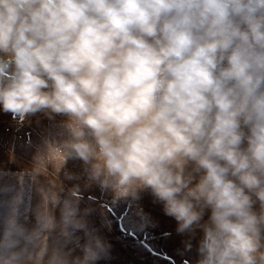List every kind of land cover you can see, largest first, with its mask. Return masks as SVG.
<instances>
[{"label":"clouds","instance_id":"obj_1","mask_svg":"<svg viewBox=\"0 0 264 264\" xmlns=\"http://www.w3.org/2000/svg\"><path fill=\"white\" fill-rule=\"evenodd\" d=\"M0 113L62 117L58 151L150 194L188 264H264V0H0ZM53 204L62 264L104 259L87 210Z\"/></svg>","mask_w":264,"mask_h":264},{"label":"rangeland","instance_id":"obj_2","mask_svg":"<svg viewBox=\"0 0 264 264\" xmlns=\"http://www.w3.org/2000/svg\"><path fill=\"white\" fill-rule=\"evenodd\" d=\"M21 119L0 113V263L53 254L64 257L67 252L63 250H42L44 242L53 245L46 229H62L61 208L53 204L54 197L79 203L82 213L87 210L89 223L99 230L107 247L99 263L169 264L171 259L172 264H188L195 259V248L186 256L178 254L185 237L176 233L175 220L164 215L162 205L154 203L150 194L144 192L138 200L116 198L93 182L86 170L67 167L87 166L58 151L67 139L58 127L62 117L49 120L38 113ZM35 164L65 169L35 170ZM44 234L48 235L42 241L39 238Z\"/></svg>","mask_w":264,"mask_h":264},{"label":"crops","instance_id":"obj_3","mask_svg":"<svg viewBox=\"0 0 264 264\" xmlns=\"http://www.w3.org/2000/svg\"><path fill=\"white\" fill-rule=\"evenodd\" d=\"M40 165H43V166H40ZM36 166L41 167V168H37ZM33 167H36L35 170L39 169L42 171H55V170L65 169L64 166H63V168H62V166L53 167L49 164H46V165L35 164ZM67 167H69V169L74 170V171L85 170L84 168H81L79 166H74V165H68ZM46 231L51 232V236L53 238V245L51 247L50 245H48V243L44 242L45 246L42 248V250H46V248H48L47 250L50 249V250H53L54 252L55 251L61 252L62 250H63L62 252H68L69 249L72 247L71 244L66 245L65 238L62 235V229H56V227H54V228H47ZM46 235H48V234L42 235L39 239L42 241H45ZM34 243L37 244L36 242H34ZM62 260H63V256H60V254H53V256L51 258L11 260V261H5V262L0 263V264H62ZM98 264H103V263L98 262Z\"/></svg>","mask_w":264,"mask_h":264},{"label":"snow or ice","instance_id":"obj_4","mask_svg":"<svg viewBox=\"0 0 264 264\" xmlns=\"http://www.w3.org/2000/svg\"><path fill=\"white\" fill-rule=\"evenodd\" d=\"M169 264H172V261H171V259H169Z\"/></svg>","mask_w":264,"mask_h":264}]
</instances>
